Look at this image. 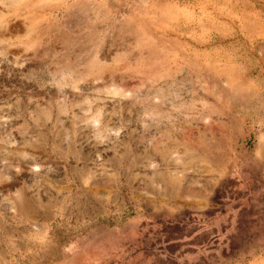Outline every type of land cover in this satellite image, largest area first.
Returning <instances> with one entry per match:
<instances>
[{"label":"rangeland","instance_id":"obj_1","mask_svg":"<svg viewBox=\"0 0 264 264\" xmlns=\"http://www.w3.org/2000/svg\"><path fill=\"white\" fill-rule=\"evenodd\" d=\"M0 264H264V0H0Z\"/></svg>","mask_w":264,"mask_h":264}]
</instances>
